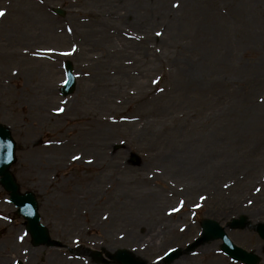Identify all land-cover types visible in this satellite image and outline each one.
<instances>
[{"label":"rangeland","instance_id":"1","mask_svg":"<svg viewBox=\"0 0 264 264\" xmlns=\"http://www.w3.org/2000/svg\"><path fill=\"white\" fill-rule=\"evenodd\" d=\"M24 2L37 18L13 47L39 54L17 73L6 61L0 124L17 146L20 192L36 195L64 246L34 245L0 183V264H115L119 249L141 264H245L203 239L206 219L264 264V0ZM67 60L77 84L64 96ZM55 101L65 114L50 119ZM59 135L67 150L54 167L44 158Z\"/></svg>","mask_w":264,"mask_h":264},{"label":"water","instance_id":"2","mask_svg":"<svg viewBox=\"0 0 264 264\" xmlns=\"http://www.w3.org/2000/svg\"><path fill=\"white\" fill-rule=\"evenodd\" d=\"M59 13H63L62 10H57ZM67 69V81L68 83L62 87V93L64 95H68L73 92L76 86V78L72 73V65L70 62L66 64ZM11 142V148L6 147L7 143ZM0 145H4L0 147V176L1 182L4 187L9 190L10 200L18 206V212L24 215L28 220L27 228L31 232L33 237L34 244L47 243L50 246H60V242L51 240L48 230L45 226L40 224V216L37 212V201L35 196L31 193L21 194L18 191V184L14 179L12 173L9 170L10 165L15 160V143L11 137L10 130L0 125ZM9 153H11L9 155ZM245 218L241 217L240 219L232 220L231 226H244ZM204 227V238L205 240H209L211 238H221L224 241L223 250L226 254L231 256L234 260H241L246 264H256L259 260L258 256L253 253L247 252L246 250L236 246L233 242L228 238L227 234L223 227H221L214 220H206L203 223ZM258 231L260 235L264 238V224L258 227ZM202 241V240H201ZM190 247L189 249H191ZM182 250L175 249L167 253L165 256V260L167 262L172 261L177 258ZM183 252V251H182ZM92 255L96 257L98 260H101L100 252H92ZM113 260L118 261V264H141L142 262L136 260L128 251L119 250L113 257ZM17 264H22L18 261Z\"/></svg>","mask_w":264,"mask_h":264},{"label":"bare ground","instance_id":"3","mask_svg":"<svg viewBox=\"0 0 264 264\" xmlns=\"http://www.w3.org/2000/svg\"><path fill=\"white\" fill-rule=\"evenodd\" d=\"M24 1L25 0H4V6L7 7V9H6L7 11L4 12L3 16H0V22L4 23V28L6 30H4L2 28V31L6 33V36H9L8 38H9V42H10V47H6L5 45L0 46V55L2 56L1 64H0L1 76H6V71L4 68H7L8 63L11 64V71L7 69L8 73H17L20 70L19 66L21 67L20 64L24 59V54H26V53H34V54L36 53V55L39 54V51H36V50H32V51L28 52V51H25V49H21L20 47H17V46L13 47L14 44H16V43H14L15 39L12 38V36H14V32L16 35L20 34L19 28H21V27L26 28L32 20H35V18H37L36 15L33 14L34 12L33 11L31 12L30 8L27 7V5ZM2 3H3V1H2ZM18 37L19 36H17V38ZM8 57H10L11 59L8 60ZM40 61H43V64L47 62L46 60H40ZM1 80H2V78H0V81ZM49 99H50V101H53V97L46 98V99H44V101L45 100L48 101ZM54 99L56 100V98H54ZM40 102L42 103V100H40ZM54 103H55L54 110L53 111H51V109L47 110V114H48L50 119H51V116L54 118H60L65 114V110L63 112L55 111V109L60 108V106L63 103L59 102V101H55ZM42 116H43V111H38V117L41 119ZM92 118L94 120V117H92ZM57 140H59L57 143V144H60L59 147L54 146L52 144H49L51 147L49 149L51 151H53V153H55V154H50V156L44 158L45 161H47V162L52 160L51 164H53L54 167H59V165H61L63 163L62 159H63L64 154L66 153V150H67V147L65 146V143H64V140H65L64 136L59 135ZM63 143H64V145H63ZM44 150H45V147L41 145L40 147H38L36 149V152H37L36 155H38V156L40 155L41 157H44L41 154V151H44ZM60 152H61V155H60ZM98 152L99 151H97V154H98ZM90 153H91V155L94 153L96 154V150L94 148H92L90 150ZM90 160L94 161L95 159L90 157ZM49 169H50V167H49ZM1 177L2 176H0V183H1V185H3L1 182ZM62 264H68V262L62 263Z\"/></svg>","mask_w":264,"mask_h":264},{"label":"snow or ice","instance_id":"4","mask_svg":"<svg viewBox=\"0 0 264 264\" xmlns=\"http://www.w3.org/2000/svg\"><path fill=\"white\" fill-rule=\"evenodd\" d=\"M174 6H178V4H177V5H174ZM4 11H5V10L0 9V16H3V15H4ZM157 35H160V33H158ZM48 51H53V49H48ZM65 55H67V53H65ZM63 83H64V84H67L68 81H67V80H64ZM55 111L63 112L64 109H63V108H57V109H55ZM122 118H123V117H122ZM2 146H4V145H0V147H2ZM6 147L11 148V142H8L7 145H6ZM10 154H11V153H9V155H10ZM72 159L77 160V159H79V157H78V156H73ZM226 186H227V185H226ZM201 199H204V197H201ZM250 203H251V201H250ZM198 206H199V205H197V207H198ZM174 210H176V209H174ZM26 235H27V233L25 232L23 235H21L20 237H18V239H19L20 241H23Z\"/></svg>","mask_w":264,"mask_h":264}]
</instances>
